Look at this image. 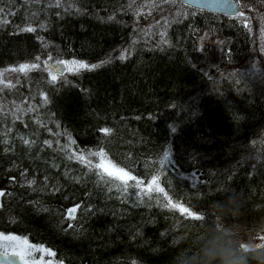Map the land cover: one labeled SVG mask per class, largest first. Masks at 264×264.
Here are the masks:
<instances>
[{
    "label": "trees",
    "instance_id": "1",
    "mask_svg": "<svg viewBox=\"0 0 264 264\" xmlns=\"http://www.w3.org/2000/svg\"><path fill=\"white\" fill-rule=\"evenodd\" d=\"M0 9V68L98 64L55 82L39 66L0 92V233L51 250L53 264H171L229 192L260 214L264 70L243 68L258 35L244 10L178 0H0ZM204 32L221 39L214 55L200 48ZM99 149L142 189L156 176L164 192H124L69 159ZM168 198L204 219L163 207Z\"/></svg>",
    "mask_w": 264,
    "mask_h": 264
},
{
    "label": "clouds",
    "instance_id": "2",
    "mask_svg": "<svg viewBox=\"0 0 264 264\" xmlns=\"http://www.w3.org/2000/svg\"><path fill=\"white\" fill-rule=\"evenodd\" d=\"M243 192L217 200L209 222L171 264H264V207L253 208ZM253 216V219H248Z\"/></svg>",
    "mask_w": 264,
    "mask_h": 264
},
{
    "label": "snow or ice",
    "instance_id": "3",
    "mask_svg": "<svg viewBox=\"0 0 264 264\" xmlns=\"http://www.w3.org/2000/svg\"><path fill=\"white\" fill-rule=\"evenodd\" d=\"M2 11L3 9H0V12ZM24 30L35 31V29L32 27H28ZM58 63L64 65V70L74 73H78L81 70H91L98 67V65H90L84 61L78 60L59 61ZM37 67H39V65L37 64H21L16 68H12L11 71L23 72L27 74V72ZM0 75H2V73H0ZM56 79L57 77L55 75L51 77L52 82H55ZM102 131H104L106 134L111 132L110 129H102ZM25 143H28V141H25ZM45 143L49 142L45 141ZM64 147H70V145H65ZM92 157L98 158V162L93 163L91 159ZM69 159H76L80 161L82 164L87 165L90 171L95 170L99 178L107 183L116 182L115 186L124 192H129L131 190L133 195H135L138 191L145 192L146 194H150L152 192H164V189L159 186L156 176H152L151 182L148 184L146 190L142 189L141 185L143 184V181L137 179L136 175H133V170L126 169L125 167H121L113 162L109 158L108 153L103 149H99L96 151H87V156H85L84 154H71L69 155ZM29 183L31 184L35 182L29 181ZM4 194L5 193L0 191V196H3ZM165 195L167 196L166 193ZM163 207L178 210L179 213L184 214L191 219H204L201 214L191 210L189 206H185L181 203H174L171 198H168L167 203L164 204ZM78 208L79 205L68 210V215L70 218H75V213L77 212ZM0 242H3L2 246L5 249H11V254L15 257H19L20 260L23 261V264H36V261L33 259L36 252H47L49 255H54L51 250L43 249L42 246L33 245L28 241L26 237H21L18 235H5L4 233H0ZM5 254L7 255V251L5 252ZM49 264H51V262H49Z\"/></svg>",
    "mask_w": 264,
    "mask_h": 264
},
{
    "label": "rangeland",
    "instance_id": "4",
    "mask_svg": "<svg viewBox=\"0 0 264 264\" xmlns=\"http://www.w3.org/2000/svg\"><path fill=\"white\" fill-rule=\"evenodd\" d=\"M241 5L244 10V12L242 13L243 14L242 17L246 19L248 22L256 23L258 25V35L256 36L255 44L248 58L246 59V62L243 65V68L248 71L264 70V0L255 1V2H246L245 4H241ZM199 39H200V48L208 51L209 54L211 55H214L215 52H217L222 45L221 39L219 37H215L208 32H204L202 35H200ZM127 53H128L127 51H123L120 54V56H125ZM47 62L48 60H44L43 64L39 62L37 63V65L42 67ZM93 64L98 65L97 63H93ZM18 66L19 65L14 66V67L0 68V73H2V75H0V81H2L0 82V92L4 88L19 81L20 76L24 74L23 72L11 71L12 68H16ZM48 71H49L50 79L53 75H55L57 79L60 76V75L53 73L50 70ZM66 73H73V72L66 71ZM169 159H170L169 156L166 157V160H169ZM191 176L194 179H196L195 175H191ZM144 187L147 189V186H144ZM2 245H3V242H0L1 247ZM43 249L45 248L43 247ZM1 250L4 252L12 251L11 249H5V248H2ZM52 257L53 255H49L47 252H36L34 254L33 259L36 261V264H49V262L53 264L54 260Z\"/></svg>",
    "mask_w": 264,
    "mask_h": 264
},
{
    "label": "water",
    "instance_id": "5",
    "mask_svg": "<svg viewBox=\"0 0 264 264\" xmlns=\"http://www.w3.org/2000/svg\"><path fill=\"white\" fill-rule=\"evenodd\" d=\"M182 4L191 8L216 13L226 16H236L243 12V8L238 0H178ZM46 67L55 74L64 75V65H54L50 62L46 63ZM0 264H23L19 257L13 256L11 253L5 254L0 250Z\"/></svg>",
    "mask_w": 264,
    "mask_h": 264
},
{
    "label": "bare ground",
    "instance_id": "6",
    "mask_svg": "<svg viewBox=\"0 0 264 264\" xmlns=\"http://www.w3.org/2000/svg\"><path fill=\"white\" fill-rule=\"evenodd\" d=\"M70 60H76V59H70ZM70 60H56V61H49L48 60V62H50V63H52V64H54V65H58L59 63V61H70ZM78 61H80V60H78Z\"/></svg>",
    "mask_w": 264,
    "mask_h": 264
}]
</instances>
